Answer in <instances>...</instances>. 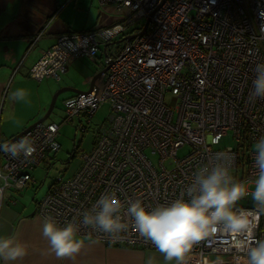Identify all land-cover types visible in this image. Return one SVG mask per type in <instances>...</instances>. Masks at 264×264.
Returning a JSON list of instances; mask_svg holds the SVG:
<instances>
[{
  "label": "built area",
  "instance_id": "obj_1",
  "mask_svg": "<svg viewBox=\"0 0 264 264\" xmlns=\"http://www.w3.org/2000/svg\"><path fill=\"white\" fill-rule=\"evenodd\" d=\"M99 2L115 7L117 22L59 34L28 72L37 82L58 81L75 59L95 62L100 53L104 65L97 72L108 66L91 91L67 99L64 108L65 121L85 116L89 122L107 102L108 124L97 131L90 151L80 155L78 170L48 187L36 215L53 216L60 225L80 223V213L110 190L117 191L122 215L129 199H142L148 209L170 203L207 159L200 145L208 137L218 138L209 145L213 151L227 148L235 154L236 179L251 182L256 172L252 145L264 136V100L248 101L255 66L264 63V0ZM114 43H121L118 51L109 48ZM58 129L57 123L43 121L8 141L29 136L37 151L27 159L0 152V174L8 177L7 187L0 182V188L20 191L33 183L31 171L59 150ZM227 136L233 145L221 147ZM181 148L187 151L178 156ZM241 206L251 207V198ZM89 233L108 246L154 249L131 227L113 239L81 225L79 234ZM256 238L264 239V218ZM222 239L194 248L189 264H203L206 255L222 247Z\"/></svg>",
  "mask_w": 264,
  "mask_h": 264
},
{
  "label": "clouds",
  "instance_id": "obj_2",
  "mask_svg": "<svg viewBox=\"0 0 264 264\" xmlns=\"http://www.w3.org/2000/svg\"><path fill=\"white\" fill-rule=\"evenodd\" d=\"M249 103L264 100V63L254 69ZM29 92L25 88L11 91L15 102H27ZM218 138H205L201 148L207 159L198 163L191 179L181 195L170 203L159 204L151 209L142 199L128 200L126 213L121 214L123 204L116 190L102 194L96 202L75 220L64 225L53 216L42 221V237L48 242V253L57 260H74L86 247V240L98 244L89 233L81 236V225L107 235L120 237L131 227L139 237L150 242L164 264H189L197 246L222 237V247L214 249V259L206 258L204 264H264V239H257L256 232L264 218V136L252 145L255 178L251 182L236 179L233 173L235 154L231 149L213 151L209 145ZM37 151L36 142L24 136L16 142L0 143V152L11 159L31 157ZM0 182L7 187L8 177L0 174ZM251 198V207L241 206V201ZM0 199L3 189L0 188ZM125 216L130 218L129 220ZM29 255V245L19 235H0V261L15 264ZM145 264H155V256H149Z\"/></svg>",
  "mask_w": 264,
  "mask_h": 264
},
{
  "label": "crops",
  "instance_id": "obj_3",
  "mask_svg": "<svg viewBox=\"0 0 264 264\" xmlns=\"http://www.w3.org/2000/svg\"><path fill=\"white\" fill-rule=\"evenodd\" d=\"M119 18L114 6L102 5L99 0H0V141L9 140L37 120L47 105V84L31 79L28 72L56 37L66 31L110 26ZM81 59H75L67 71ZM95 73L83 82L89 83ZM16 88L28 90L27 102L10 98ZM31 185L20 191L5 188L0 199V235H19L29 245V255L15 264H145L149 256H155V264H164L155 249L87 240L74 260H57L48 253V242L41 235L43 219L35 212L39 199L24 194Z\"/></svg>",
  "mask_w": 264,
  "mask_h": 264
},
{
  "label": "rangeland",
  "instance_id": "obj_4",
  "mask_svg": "<svg viewBox=\"0 0 264 264\" xmlns=\"http://www.w3.org/2000/svg\"><path fill=\"white\" fill-rule=\"evenodd\" d=\"M120 47L121 43H114L109 46V48H114L116 51ZM100 64L104 65L102 53L99 54L95 62L88 58L81 59L79 62L77 61L68 71L66 70L60 75L58 81L45 79L43 84H47L50 93L46 100L47 105L52 94L60 87L67 86L74 89L86 90L89 83H84L83 80L92 72H97ZM74 96L76 94L71 90L59 93L51 113L45 119V122H55L59 125L57 135L59 150L54 154L48 155L41 164L31 171L33 183L29 186V190L24 192L27 198L31 199V196H33L35 199H40L58 176H63L64 178L71 177L80 167V155L90 151L95 144L97 131L101 126H107L108 124L107 117L110 113V105L107 102L100 104L89 122L85 116H81L80 119L75 118L71 122L65 121V101ZM165 101L169 102L168 96ZM43 113L41 112L40 116ZM219 145L221 147L233 145V141L227 136L221 140ZM186 151V148L179 149L178 156H182ZM152 159L154 164H157V156H152ZM206 258L214 259V255H206L203 258V264Z\"/></svg>",
  "mask_w": 264,
  "mask_h": 264
},
{
  "label": "water",
  "instance_id": "obj_5",
  "mask_svg": "<svg viewBox=\"0 0 264 264\" xmlns=\"http://www.w3.org/2000/svg\"><path fill=\"white\" fill-rule=\"evenodd\" d=\"M145 29V26L143 27V29L137 34L138 36H140L142 34V32L144 31ZM130 38L133 37V35H130L129 36ZM108 66H105L104 68H102L101 71L99 72H96L92 78L90 79L89 81V85H88V88L86 90H79V89H74V88H71V87H67V86H64V87H60L58 90H56L51 98H50V101H49V104L47 106H45L43 108V114L37 119L35 120L34 122H32L30 125H28L26 128H24L23 130H21L19 133H17L16 135L12 136L8 141H11L13 140L14 138H16L18 135H20L21 133H23L24 131L30 129L31 127H33L36 123H41L43 121H45V119L49 116V114L51 113L53 107H54V104H55V100L58 96L59 93L63 92V91H67V90H71L73 91L76 95H79V94H83V93H88L89 91L92 90L93 88V84H94V81L101 75V73L105 72L107 70ZM96 91V89H95Z\"/></svg>",
  "mask_w": 264,
  "mask_h": 264
},
{
  "label": "flooded vegetation",
  "instance_id": "obj_6",
  "mask_svg": "<svg viewBox=\"0 0 264 264\" xmlns=\"http://www.w3.org/2000/svg\"><path fill=\"white\" fill-rule=\"evenodd\" d=\"M38 36V35H37Z\"/></svg>",
  "mask_w": 264,
  "mask_h": 264
}]
</instances>
